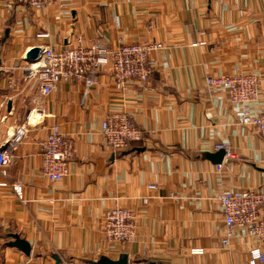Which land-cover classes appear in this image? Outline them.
<instances>
[{"label": "crops", "instance_id": "1", "mask_svg": "<svg viewBox=\"0 0 264 264\" xmlns=\"http://www.w3.org/2000/svg\"><path fill=\"white\" fill-rule=\"evenodd\" d=\"M44 32L48 38L37 37ZM150 40L165 49L154 55L146 83L125 94L106 71L95 86L60 83L46 96L26 76L32 48ZM198 42L205 45L192 46ZM236 73L264 79V0H53L41 12L0 0V149L11 156L0 181L22 185L21 197L0 188V264H98L123 256L127 264H247L256 243L221 245L215 199L223 187L264 191V140L238 124L223 92L204 86L207 77ZM118 109L142 138L113 154L98 130ZM34 110L44 117L27 125ZM53 125L75 142L58 182L40 172L39 143ZM221 143L235 157L224 159L219 173L208 155ZM150 184L157 190L148 192ZM116 203L135 212L136 235L112 249L100 224ZM15 236L29 244L28 255L12 246ZM195 247L204 254L191 255Z\"/></svg>", "mask_w": 264, "mask_h": 264}, {"label": "built area", "instance_id": "2", "mask_svg": "<svg viewBox=\"0 0 264 264\" xmlns=\"http://www.w3.org/2000/svg\"><path fill=\"white\" fill-rule=\"evenodd\" d=\"M53 0H14L15 3L34 12L46 9ZM39 38H48L47 32L38 34ZM205 42L194 43L192 46H202ZM41 49L39 60L29 64L27 77L35 79L41 95H49L60 83H80L84 86L98 84V75L103 71L108 74L109 84L122 93H127L133 84H145L151 71L156 66L154 55L165 49L160 42L150 40L145 43L120 44L119 47L99 42H75L61 48L52 45ZM205 89L223 92L235 109L238 124L252 127L264 140V104L259 111H252L251 106L260 99L264 100V79L255 74L236 73L207 77ZM44 114L34 110L25 121L27 125L40 122ZM98 135L103 147L110 153L125 151L131 142L140 141L142 132L136 128L131 116L123 110L108 113L99 123ZM75 142L66 136L57 125H53L39 143L41 166L40 172L49 182L61 181L68 174V166L74 155ZM217 150L225 154L217 172L223 170L224 159H232L235 154L228 150L226 144H219ZM10 154L0 149V175L5 177V167L10 162ZM0 188H10L21 197L20 182L8 184L0 181ZM148 192L157 190V185L147 186ZM175 192L170 191L168 198H175ZM150 194L140 198L143 205L148 204ZM222 218L220 243L229 247L233 239H249L255 245L248 250L247 264H264V191L257 189H226L222 188L215 199ZM101 231L105 241L112 249L133 241L136 235V214L129 208L116 203L108 209L101 219ZM191 255H203L204 249H190Z\"/></svg>", "mask_w": 264, "mask_h": 264}, {"label": "water", "instance_id": "3", "mask_svg": "<svg viewBox=\"0 0 264 264\" xmlns=\"http://www.w3.org/2000/svg\"><path fill=\"white\" fill-rule=\"evenodd\" d=\"M40 53H41L40 48H32L29 51H27L24 59L26 62H28L30 64L34 63V62L39 60ZM224 154H225L224 150L220 149L216 153L208 155V158L214 164L218 165L222 162ZM12 246L20 249L26 255H28L30 253L29 244L25 240L19 239L17 236L14 237V242H13ZM98 264H127V257L123 256L120 259H118L117 261H112V260L107 259V258H102V259H100Z\"/></svg>", "mask_w": 264, "mask_h": 264}]
</instances>
